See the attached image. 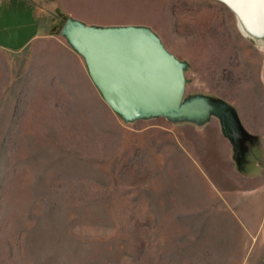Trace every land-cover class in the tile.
I'll return each mask as SVG.
<instances>
[{"label":"rangeland","instance_id":"rangeland-1","mask_svg":"<svg viewBox=\"0 0 264 264\" xmlns=\"http://www.w3.org/2000/svg\"><path fill=\"white\" fill-rule=\"evenodd\" d=\"M68 18L151 29L186 99L236 111L262 176L199 169L214 115L202 132L113 113ZM249 34L221 0H0V264H264V36Z\"/></svg>","mask_w":264,"mask_h":264},{"label":"water","instance_id":"water-1","mask_svg":"<svg viewBox=\"0 0 264 264\" xmlns=\"http://www.w3.org/2000/svg\"><path fill=\"white\" fill-rule=\"evenodd\" d=\"M240 13L232 0H221ZM63 36L86 64L93 85L113 113L127 122L164 117L197 126L214 115L233 143L238 160L245 159L252 136L243 130L236 111L209 97H185L184 64L170 53L151 29L141 26H91L68 18Z\"/></svg>","mask_w":264,"mask_h":264},{"label":"crops","instance_id":"crops-1","mask_svg":"<svg viewBox=\"0 0 264 264\" xmlns=\"http://www.w3.org/2000/svg\"><path fill=\"white\" fill-rule=\"evenodd\" d=\"M36 38L37 37H32L28 42L33 41ZM75 54L76 56L78 55L76 52ZM212 123L213 122L210 121L203 124L200 127L192 123L189 124H191V126H195L197 131L203 132L205 129L212 126L213 125ZM217 126L218 128L215 130L216 133L213 136L214 138H212L211 140H204L203 142L198 141V145L196 147L199 148V150L201 151L200 157H197L198 160L202 159V156L204 155L208 158V160L213 158L216 164L219 162V165L210 166L211 164L208 162H204V163L202 161L198 162L197 159L192 158L194 159L199 169L205 171L206 173L209 172V174H212L210 172L212 171L216 172L218 170H222L220 165L225 161L226 163L223 166V168L225 170L231 169V171L234 172L233 174H231L232 176L240 175L244 179L261 177L263 174L262 164L261 162L259 163L258 161H256V153L258 152L259 147L255 146V144L254 145H250L251 143L248 144V150H249L248 155L246 156L245 159L243 158L241 160H238L235 154L233 143H231V141L228 140L222 132L220 121H217ZM219 176L222 175L219 174ZM209 177L214 178L216 176L209 175Z\"/></svg>","mask_w":264,"mask_h":264},{"label":"bare ground","instance_id":"bare-ground-1","mask_svg":"<svg viewBox=\"0 0 264 264\" xmlns=\"http://www.w3.org/2000/svg\"><path fill=\"white\" fill-rule=\"evenodd\" d=\"M232 1L240 13L238 17L242 28L253 36H264V3L261 0Z\"/></svg>","mask_w":264,"mask_h":264},{"label":"snow or ice","instance_id":"snow-or-ice-1","mask_svg":"<svg viewBox=\"0 0 264 264\" xmlns=\"http://www.w3.org/2000/svg\"><path fill=\"white\" fill-rule=\"evenodd\" d=\"M262 3H264V0H261Z\"/></svg>","mask_w":264,"mask_h":264}]
</instances>
